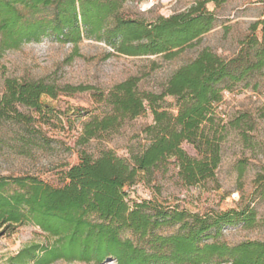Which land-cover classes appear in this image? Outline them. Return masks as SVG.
<instances>
[{"label":"trees","instance_id":"trees-1","mask_svg":"<svg viewBox=\"0 0 264 264\" xmlns=\"http://www.w3.org/2000/svg\"><path fill=\"white\" fill-rule=\"evenodd\" d=\"M145 1L0 0V58L23 44L52 38L72 45L74 53L87 39L104 43L118 55L170 59L214 28L215 16L204 6L225 2L196 0L182 13L151 22L121 17L125 2ZM258 26L261 38L248 37L230 59L202 49L171 75L159 94L139 91L138 80L132 77L99 95L98 102L108 111L83 124L81 145L116 132L125 120L151 110L153 124L144 129L148 144L128 159L112 150L102 151L97 158L80 152L78 163L64 174L67 183L59 188L33 176L0 177V228L31 223L52 240L41 247H23L5 264H102L106 260L116 264H264V241L230 246L214 240L223 225H252L256 217L252 209L198 215L160 209L150 200H128V190L138 184L140 175L149 182L169 158L175 159L176 175L185 186L213 179L226 127L214 106L221 102L224 90L238 83L248 87L251 79L264 75V20L253 24L252 31ZM5 88L0 119L14 113L16 104L38 108L42 95H57L43 79L25 84L6 80ZM64 91L74 88L67 86ZM165 97L176 100L175 114L159 104ZM244 117L227 126L240 130ZM183 143L193 147L198 159L185 152ZM254 184L264 197V174H258ZM174 225H178L174 234L155 233Z\"/></svg>","mask_w":264,"mask_h":264},{"label":"rangeland","instance_id":"rangeland-1","mask_svg":"<svg viewBox=\"0 0 264 264\" xmlns=\"http://www.w3.org/2000/svg\"><path fill=\"white\" fill-rule=\"evenodd\" d=\"M196 0H163L147 5L125 2L120 15L124 19L151 22L182 13ZM205 10L215 16L214 28L199 41L165 59L162 55L128 57L113 53L104 43L83 39L74 53L70 44L43 38L38 43L23 44L18 50L6 51L0 58V99L5 93L6 80L25 84L43 79L54 86L55 98L42 95L38 108L21 104L15 112L0 119V177L33 176L51 187L59 188L67 181V169L78 163L84 152L97 158L104 150L128 159L147 146L144 129L153 124L147 108L136 118L125 120L116 132L79 144L83 124L101 117L108 108L99 103L111 87L128 78H137L141 92L159 94L171 75L192 61L204 48L223 59H230L241 43L253 35L261 38V26L252 31L253 24L264 20V0H225L215 5L207 3ZM246 83H238L222 92V100L214 106L225 125L220 143V163L213 179L194 186H185L177 177L175 159L169 158L157 168L149 182L140 175L139 182L128 190V200H150L160 209H175L189 214H217L248 208L255 212V222L223 225L214 240L227 245L244 241H264V197L255 190L254 180L264 174V75ZM74 91H64L66 87ZM85 89V90H82ZM162 109L176 113V100L165 97ZM245 116L241 129L229 126L231 120ZM250 128V129H249ZM182 148L198 159L189 144ZM178 225L162 227L159 235H171ZM214 234V233H212ZM124 237H131L124 233ZM38 227L31 223L6 225L0 228V264L15 256L23 247L51 243ZM54 264H85L58 261ZM102 264H116L106 260ZM207 264H229L212 261Z\"/></svg>","mask_w":264,"mask_h":264},{"label":"built area","instance_id":"built-area-1","mask_svg":"<svg viewBox=\"0 0 264 264\" xmlns=\"http://www.w3.org/2000/svg\"><path fill=\"white\" fill-rule=\"evenodd\" d=\"M158 1H163V0H146L144 3L152 6L153 4H155Z\"/></svg>","mask_w":264,"mask_h":264}]
</instances>
